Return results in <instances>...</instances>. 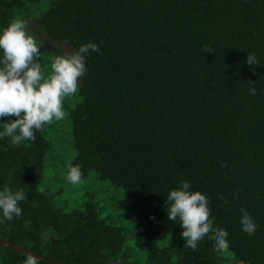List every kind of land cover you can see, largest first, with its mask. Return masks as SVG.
I'll return each mask as SVG.
<instances>
[{"label":"trees","instance_id":"1","mask_svg":"<svg viewBox=\"0 0 264 264\" xmlns=\"http://www.w3.org/2000/svg\"><path fill=\"white\" fill-rule=\"evenodd\" d=\"M13 19L75 50L98 45L63 102L75 151L67 163L121 186L111 205L131 226L104 214L92 191L78 206L61 200L64 174H47L63 161L53 120L35 141L0 139V186L27 196L0 239L66 264H264V0H0V28ZM29 34L41 58L48 50ZM181 180L210 202L227 249L215 250L214 234L196 253L185 248L164 207ZM241 208L258 225L252 235ZM28 261L54 264L0 244V264Z\"/></svg>","mask_w":264,"mask_h":264},{"label":"clouds","instance_id":"2","mask_svg":"<svg viewBox=\"0 0 264 264\" xmlns=\"http://www.w3.org/2000/svg\"><path fill=\"white\" fill-rule=\"evenodd\" d=\"M242 2L251 4L252 0ZM202 47L211 53L207 45ZM99 51L98 45L89 41L70 54H58L51 61V71L45 75L38 60L40 48L29 34L26 21L13 19L7 27L0 28V118H8L0 120V139L8 137L10 146H19L25 141H35V132L41 131L44 125L62 120L66 115L63 102L76 94L79 80L86 72L89 53ZM247 64L250 68L257 65L256 56H250ZM250 92L256 94L257 90L252 87ZM65 167V180L71 184L80 183V166L69 162ZM26 199L22 188L9 184L0 186V223L21 216L19 205ZM164 207L170 221H179L183 229L179 235L186 241V249L198 252L199 246L213 234L215 250L229 247V233L224 228L216 229L210 202L192 190L187 180H181L168 191ZM240 212L241 230L248 235L254 234L258 225L246 209L241 208ZM149 219L155 217L150 215Z\"/></svg>","mask_w":264,"mask_h":264},{"label":"rangeland","instance_id":"3","mask_svg":"<svg viewBox=\"0 0 264 264\" xmlns=\"http://www.w3.org/2000/svg\"><path fill=\"white\" fill-rule=\"evenodd\" d=\"M27 30L28 32L39 37L44 47H46L48 50L46 52H42L41 58L38 57L39 62L44 61L42 63L44 64V71L46 75L51 71V61L56 55L65 53L70 54L75 51L73 47H68L61 42L52 40L48 34L42 30L38 22L27 23ZM59 124L62 125L61 133L65 137L61 138L60 142L62 146H57L56 148V153L61 155L56 159L61 161L63 158V161H61L56 168L50 166L47 174H53V176L60 175L63 177V174H65L63 171L64 161L67 163L72 158L75 151L72 148L71 141L66 138L69 132V121L67 116L66 120L64 118L59 120ZM51 180L53 179L51 178ZM88 191H92L96 197L100 198L101 203L104 205V214H106L118 224L125 223L131 226L130 221L125 216L119 214L121 210L119 208L114 209L111 205L115 199L121 198L123 196L124 189L121 186H117L116 184L112 183L109 179L99 178L95 173H91L86 178H82L81 182L78 184H71L66 181V189H64L62 193L61 200L66 199L69 206H78L83 200V195H87L86 193Z\"/></svg>","mask_w":264,"mask_h":264},{"label":"water","instance_id":"4","mask_svg":"<svg viewBox=\"0 0 264 264\" xmlns=\"http://www.w3.org/2000/svg\"><path fill=\"white\" fill-rule=\"evenodd\" d=\"M0 244L6 245V246H10V247H14V248H16V249H18V250H20V251H22L24 253H27L30 256H33V257H35L37 259L46 260V261H48L50 263H54V264H66V263H63V262H60V261H55V260H53L52 258H50L48 256H45V255L39 254L37 252H34V251H32L30 249H27V248H25L23 246H20V245L14 243V242H10V241H6V240L0 239Z\"/></svg>","mask_w":264,"mask_h":264}]
</instances>
